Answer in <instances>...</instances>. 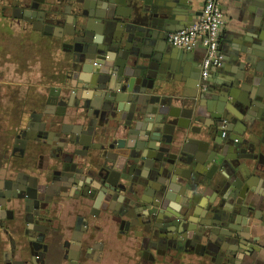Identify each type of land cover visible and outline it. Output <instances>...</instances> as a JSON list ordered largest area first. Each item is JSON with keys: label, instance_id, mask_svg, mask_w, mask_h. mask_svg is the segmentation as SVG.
Returning <instances> with one entry per match:
<instances>
[{"label": "water", "instance_id": "1", "mask_svg": "<svg viewBox=\"0 0 264 264\" xmlns=\"http://www.w3.org/2000/svg\"><path fill=\"white\" fill-rule=\"evenodd\" d=\"M38 1L34 2V8H37ZM93 1L98 8L97 18L101 22L95 25L94 22L87 21L85 11L75 13L74 33L78 34L74 37V58L82 64L81 70L91 72L88 85L101 89L94 95L97 98L96 116L107 114L106 123L112 120L114 130L106 134L107 143L95 145L88 143V146H85L87 151L84 154L88 155V160L83 163H86L84 168L89 169L85 172L89 178L84 182L87 186V195L99 202L100 198L105 197L110 200L113 193L119 189L125 190L126 182L118 184L119 179L131 180L133 164L137 156L141 157L157 175L155 181L136 180L135 194L142 201L141 211L146 210L149 217L147 223H150L152 218L161 219L175 214L171 201L179 200L177 195L181 189L178 188L176 180L178 175H186L190 180L203 184L207 182L206 184L210 185L218 172L228 169L229 185L223 193V199L228 206L223 208L219 220L211 223L216 227L209 228L206 236L202 233L200 238L196 237L198 244L209 246L210 251L215 253L213 260L219 259L218 252L227 251L230 242L246 238L245 227L250 223L248 217L252 212V205L257 201V199H250V203L246 201L250 190L249 182H244L237 174L242 165L247 163L246 159L250 163L253 175L262 171L259 158L262 155L260 151L264 148V80L261 78L258 80L253 74L247 76L245 81L240 79L239 82L237 79L227 85L229 89L224 86L225 89L220 92L214 107L216 112H212L208 117L204 115L202 109L201 98L205 96L203 93L199 100L186 101L181 106L171 104V100L170 103H165L164 98L156 91L166 89L178 93L177 80L173 81L167 75L169 64L177 56L175 49L167 43L168 36L191 22V13L186 11V8L192 0ZM76 2L87 6L86 0ZM255 4L254 10L260 17H264V0H258ZM124 8H127L128 12ZM187 22L189 23L186 24ZM95 31L103 34L101 41L97 39ZM261 35L260 39L264 42L263 31ZM255 55L258 54L254 50L247 49L238 53L240 59L243 57V60L248 62L250 71L255 68ZM86 62L93 63L95 67H91L90 70L88 66L85 69ZM240 85H246V89L252 93L255 101L249 103L247 113L252 116L251 118L253 116L258 118L256 126L262 129L261 137L256 135L254 138L253 135L250 138H242L245 147L241 150L235 147L237 144L232 143V138L238 120L242 121L244 116L237 112L229 101V96L235 100L233 88ZM141 95L144 97L149 95L153 103L151 108L139 105ZM75 96L76 93L68 98L63 97L58 103L64 108L74 106ZM123 102L124 104H121ZM258 110L260 111L256 114ZM123 111L127 114H123ZM142 113L151 114L145 117V122H152V125L137 120V115ZM224 117L230 119L232 124L230 131L233 134L218 139L214 133L215 129L219 128L216 122ZM91 121L92 124L95 123L94 119ZM196 123L201 124L198 132L206 137V155L199 158L197 163L192 162L189 168H183L182 165L188 163L189 159L179 155L180 145L177 139L188 128L197 130ZM248 128L251 126L248 125ZM124 133L127 136H119ZM89 148L93 151L88 152ZM59 161L58 158L57 162ZM82 169L78 168V172ZM199 176L202 178L199 179ZM144 194L151 195L154 200L145 198ZM220 224L223 227H220ZM231 259H225L223 264H231Z\"/></svg>", "mask_w": 264, "mask_h": 264}, {"label": "crops", "instance_id": "2", "mask_svg": "<svg viewBox=\"0 0 264 264\" xmlns=\"http://www.w3.org/2000/svg\"><path fill=\"white\" fill-rule=\"evenodd\" d=\"M73 1L75 6L72 10L70 7H67V13L65 14L74 19L76 12L85 11L87 21L94 22L95 25L100 24L101 20L97 18L96 14L98 8L93 0H86L87 6H84V3L76 2L77 0ZM24 2L25 0H0V21H9H6L8 32L10 28L14 31H20L16 52L20 56L23 49L30 47L31 53H39L41 58H44L45 61L41 69V79H39L37 84V86L42 89L41 92L33 96L25 106L21 105L17 109V113L23 114L19 129L28 124L34 112L37 113L39 118H44V115L41 116V112L43 111L41 104L46 98H50V95H55L54 93H56L60 98H68V96L76 93L73 102L74 106H65V111L63 113L48 114V118L52 120L51 122L55 120L60 125L59 130L61 132L54 138L55 142L62 141V143L58 145L59 148H56L55 151L60 159L56 164L64 169L67 166L73 165L80 168L83 165L85 166L86 163L84 164L83 162L88 160V155L84 154L87 151L85 146H88V143L89 145L94 143H107L108 138L106 134L114 130L113 121L111 120L106 123L107 114L105 113L99 117L96 116L95 107L97 98L94 95L95 93H99L101 89H99V91L98 89L90 87L91 85H88L91 72L81 70L80 67L82 64L75 61L73 53L62 48L61 44L63 42L73 41V35L78 34L77 32L72 34L74 30V20H65L63 23H51L49 26L52 28V26L54 27L55 25L56 30L53 33L52 31L46 32L35 26V24L39 26L44 25L42 24L44 19L41 18L40 13L32 9H27L24 6ZM257 2L258 0H221V5L227 16V21L221 30L219 40V53L222 56V61L219 66L212 68L208 78L210 89L206 92L205 96L201 98L203 112L206 117L210 116L212 112H216L214 107L218 102L220 92L225 88L229 89L227 85H230L237 79L239 82L240 79H244L245 81L247 76L253 74L258 77V80L259 78L264 80V42L260 39V36L262 37L261 32H264V17H260L254 10L255 3ZM203 4L204 0H192V3L186 8V11L191 13L190 23L194 22L201 14ZM53 8L54 9H52V12L48 16L49 18L54 20V17H60V19L62 15L65 17V14L59 12L60 7L58 4ZM178 8L182 9L179 6ZM124 10L128 12L127 8H124ZM24 15L31 18V20L25 19L23 17ZM188 23L189 22L186 24ZM14 26H16L17 29L14 28ZM60 32L64 33L62 37H60ZM95 32L97 39L99 38L101 41L103 39V34L98 31ZM167 43L170 47L175 49V55H177L169 64L167 75L173 79V81L177 80L178 93H172L171 90L165 89L166 91H156L157 94L164 98L165 103H170L171 100V104L177 106H181V104L186 101L191 102L192 100H199V96L201 97V95H203L200 88V76L201 64L205 54L204 46L199 44L194 50L189 51L173 46L169 40H167ZM243 49L254 50L258 54L255 55V68L252 71L248 70V62H245L243 57L240 59L238 56V53ZM108 52L111 53V51ZM36 55L37 54L25 57L21 55V57L25 59L30 56L35 57ZM88 66H90V70L91 67H95L93 63L86 62L84 68L86 69ZM244 81L241 80V82ZM224 86L226 87L223 88ZM246 88V85L233 88L235 100H232V97L229 96V101H231L233 106L239 111H244L243 121L238 120L237 122L243 134L247 132L251 136L254 135L255 138L256 135L261 137L262 129L256 126L259 121L258 118L254 116L251 118L252 116L247 113L249 103H252L255 99L252 93ZM141 96V103L139 105L145 106L147 109L148 106L151 108L153 103L150 101L149 95H145L146 97H144V95ZM121 104H124V102ZM259 111L260 110H258L256 114ZM123 114H127L126 111H123ZM120 115L122 117V114ZM148 116H151V114L142 113L141 115H137V120L144 124L148 123L152 125V122H145V117ZM92 119H94V124H92ZM124 120H126V118H124ZM49 125L50 123H48V126ZM248 125L251 126V128H248ZM196 126H198L197 130L193 131L188 128L180 134L177 139L180 145L179 155L189 159L188 163H190L183 164V168H189L192 162L197 163L199 158L204 154L206 155V137H204L201 132H198L201 124L196 123ZM125 135L124 133V135L119 136ZM91 151H93L92 148H89L88 152ZM245 161L247 163L242 165L237 176L243 179L244 182H249L250 190L246 201L250 203V199H257L256 203L252 205V212L248 217L250 223L245 227L247 228L245 232L246 238L242 237L239 241L230 242V248L227 251L220 250L218 252V256L220 257L219 259H215V261H213L215 253H206V246L199 243L198 246L203 245L201 246L203 250L201 249L200 253L197 252V255L205 264H223L224 260H229V258H232L231 264H264V176H259L257 173L253 175L250 163H248L247 159ZM260 166V170L264 171L263 162H261ZM54 169L55 167L53 165L52 168L45 170L43 174L44 179L42 176L41 181L43 182L50 177V181L53 182L54 180L52 177L54 176ZM131 170L130 174L132 179H122L127 185H130L137 179L144 182L148 179L155 181L157 176L153 173V169L146 165L141 157L138 156ZM229 175L230 172L228 169L218 172L213 177V181L210 185L206 184L207 182L203 184L195 180H190L186 175H178L176 180L178 188L181 189L182 193L180 192V194L177 195L179 196V200L171 201L172 211L175 214L171 217H163L161 219L158 218L154 220L152 218V222L150 223H147L149 217L146 215V210L141 211L140 204L142 201L139 200V197H137L136 201L132 197V194L126 191L125 194L129 200L125 203L126 207L122 213L123 218L128 221H133V226H131V228L137 230V234H145L149 232V230H153L151 228H154L156 234L153 238L160 242L166 243L168 239L165 235H167L168 238H173L174 240L183 238V240H190L192 243H198L196 237L201 236L202 233L203 236H206L209 232V228L215 226L211 223L217 222L223 208L228 206V203L223 199V193H225L226 186L229 185V180L227 179ZM198 178L201 179L202 177L199 176ZM80 188L81 187L73 186L69 191V195H78ZM42 192L44 193L43 190ZM54 192L55 188H52L50 193L54 194ZM45 193L47 194V191H45ZM143 196H146L149 200H154L151 195L144 194ZM46 206V210L48 212L51 211L52 216L58 215L59 211L74 209L69 207V201L66 199H64L62 205H60L57 202L56 194L47 201ZM80 213L83 212L80 211ZM105 217V214L102 215L101 219L98 221L103 228L95 230L98 243L97 245H92L94 252L91 255L97 260L102 259L103 255H105L103 244L100 242H103V238L106 236V228H111L112 225L109 223L108 218ZM219 226L223 227L222 224ZM68 237H70L69 234ZM71 242L73 243V240H71ZM99 244L101 246H99ZM87 247L90 248L91 243H89ZM80 255H82V252H80L79 255L77 253V256Z\"/></svg>", "mask_w": 264, "mask_h": 264}, {"label": "flooded vegetation", "instance_id": "3", "mask_svg": "<svg viewBox=\"0 0 264 264\" xmlns=\"http://www.w3.org/2000/svg\"><path fill=\"white\" fill-rule=\"evenodd\" d=\"M36 1L25 0L24 6L40 13L44 25L35 26L46 32L53 33L56 30L55 25L52 28L49 26L51 23H63L73 19L65 14L67 7L72 10L75 6L73 0H39L37 8H34ZM56 4L65 17L62 15L61 19L54 17L52 20L48 16ZM23 17L31 20L26 15ZM60 34L62 37L64 33ZM75 36L74 34L73 37ZM74 44L73 38V41H66L61 45L64 50L71 51L74 57ZM209 89L207 85L201 91L206 94ZM54 94L41 104V116L44 115V118H39L36 112L32 113L28 124L9 134L7 143L0 150V230L4 234L1 243L7 247L2 251L3 264H205L197 255V252L203 250V245L198 246V243L183 238L174 240L167 235L165 237L168 240L164 243L153 238L156 234L154 228L145 234H137V230L131 228L133 221L124 219L122 213L129 200L126 191L137 201L136 180L130 185L126 184L125 190L115 191L110 200L105 197L97 202L87 195L84 182L89 176L87 174L86 177L85 172L88 170L84 165L80 167L83 168L82 171L78 172L79 167L74 165L64 169L56 164L59 156L55 151L62 141L55 142L54 138L61 131L58 122H51L48 114H61L65 108L58 103L62 97ZM235 110L244 115V111L237 108ZM216 123L221 128L217 127L214 132L218 139L233 134L230 131L232 124L229 118L224 117ZM235 127L232 143H236L235 147L241 150L245 147L241 139L253 135L247 132L243 134L237 124ZM260 152L262 155L259 161L264 163V148ZM53 165L54 181L51 182L48 177L42 182L45 170ZM258 175L264 176V171H259ZM122 182L120 178L118 184ZM73 186L81 187L78 195H69ZM52 188H55L54 194L57 195L60 205L66 199L69 207L74 209L59 211L58 215L52 216L51 211L46 210L47 201L54 195L50 193ZM100 194L101 192L98 197ZM104 214L112 225L111 228H106V236L100 242L105 255L97 260L91 255L94 252L92 245L98 243L95 230L103 228L98 221ZM89 243L90 248L87 247ZM205 251L212 254L208 246ZM80 252L82 255L77 256Z\"/></svg>", "mask_w": 264, "mask_h": 264}, {"label": "rangeland", "instance_id": "4", "mask_svg": "<svg viewBox=\"0 0 264 264\" xmlns=\"http://www.w3.org/2000/svg\"><path fill=\"white\" fill-rule=\"evenodd\" d=\"M6 21H0V150L7 143L8 135L21 126L23 114L17 113L19 106H25L33 96L41 92L37 84L45 63L39 53H31L30 47L23 49L21 55L37 54L35 57L23 59L19 56L16 50L20 31L10 28L8 32ZM14 28L17 29L16 26ZM3 238L4 234L0 230V264H3L2 251L7 248L1 243Z\"/></svg>", "mask_w": 264, "mask_h": 264}, {"label": "built area", "instance_id": "5", "mask_svg": "<svg viewBox=\"0 0 264 264\" xmlns=\"http://www.w3.org/2000/svg\"><path fill=\"white\" fill-rule=\"evenodd\" d=\"M227 16L221 5V0H204L201 14L188 26L169 34V42L185 50H194L199 44L205 48L201 64L200 88H206L211 70L219 66L222 56L219 53L221 30Z\"/></svg>", "mask_w": 264, "mask_h": 264}]
</instances>
